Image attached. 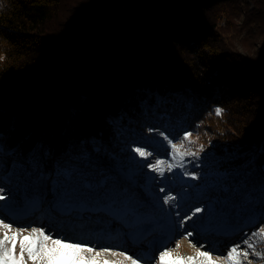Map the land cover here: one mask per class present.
<instances>
[{
    "label": "trees",
    "instance_id": "1",
    "mask_svg": "<svg viewBox=\"0 0 264 264\" xmlns=\"http://www.w3.org/2000/svg\"><path fill=\"white\" fill-rule=\"evenodd\" d=\"M237 1L246 3L0 0V189L72 217L84 209L82 223L110 221L104 207L120 209L127 197L135 216L149 183L139 190L121 175L141 166L132 149L167 159L164 136L190 132L196 146L217 141L231 152L190 160L195 199L214 202L241 240L264 226V56L250 40L264 26L253 35L254 10L239 24L229 7ZM229 29L250 37L246 52Z\"/></svg>",
    "mask_w": 264,
    "mask_h": 264
},
{
    "label": "rangeland",
    "instance_id": "2",
    "mask_svg": "<svg viewBox=\"0 0 264 264\" xmlns=\"http://www.w3.org/2000/svg\"><path fill=\"white\" fill-rule=\"evenodd\" d=\"M232 3L235 4H231L229 7L236 6V21L239 24L245 25L244 20L247 19V14L251 10L255 11L250 18V21L254 22L252 26H255V29H252L251 32L255 35L257 25L264 26V13L256 10V1L246 0L245 4L241 3V1ZM262 5L263 3L260 4V6ZM230 9H228L229 12ZM260 9L264 11V7H260ZM224 22L225 17L222 16L219 23L223 26ZM229 33L230 36L237 37L235 47L242 53L246 52L244 45L248 41H260L257 50H262L264 56V37L249 40L248 38L250 37L246 33H237L235 35V31L232 29H229ZM255 52L253 51L254 54ZM191 140L194 139L191 138ZM173 143L180 144L181 141L175 140ZM185 147L189 148L192 152H198V156H186L184 158L183 169L175 168L171 172L165 171L163 177L148 167L151 161H155V159H151L154 157L152 155L143 159L137 153H134L131 155V158L134 157V160L139 159L138 162L141 166L120 170L121 175L129 180L132 186H139V190L140 186H144L146 182L149 183L147 184L148 191H143L140 196V211L135 216L131 215L133 210L131 202L127 197L120 209L104 207L103 215L105 214V218L110 219V221L96 218L94 222L97 224H93L91 221L82 223L84 209L79 208V214L72 217V212L75 211L72 209L66 211L65 208L60 209L57 204L51 203L52 205L48 208L43 207L42 201L24 204L21 199L23 195L22 191L18 188H13L2 191V194L7 199L0 201V205H7V207L0 208V219H3L5 216L10 217L16 221L13 224L14 228H27V232H31L34 227H44L46 232L66 233L77 239L82 238L99 241L101 244L120 245V247L113 250H127V254L133 255L134 258H137L135 254H140L143 256L141 264H159L158 252L161 250L162 245H167L174 252H178L184 256L195 255L197 250L208 251L211 249L214 259L223 258V255L230 247L242 242L243 239L241 240V235L237 233V228L225 225V218L220 216L219 209H214L216 207L214 202L198 201L195 199L196 192L198 191H195L194 188L192 189L188 185L192 174L183 175V172H188L187 165L190 160L200 161V159L206 158L211 163L217 160H230V146L214 141L208 144L207 147L204 146L202 152L198 151L199 145L196 146L195 143L189 145L185 142ZM195 147L197 148L195 149ZM146 159L148 160L146 161ZM162 160L171 162V152L167 159ZM138 176L143 177L138 179ZM161 188H164L163 192L160 191ZM166 194L176 196V201L170 204H163L162 198ZM47 203L44 202V204ZM145 206L147 209H144ZM195 207H203L204 211L193 216L192 213L195 211L193 208ZM95 208L98 212L99 207L96 206ZM141 211H143L144 215H141ZM36 215H38L37 218H35ZM189 216H192V218L188 219ZM71 219H74L75 222ZM5 222H10V220L6 219ZM189 231L194 233V237L197 238L196 240L186 238ZM245 232L243 231L242 233ZM176 244H179L178 249L175 247ZM200 245L201 247L203 246L202 249H200ZM241 246L243 247V245ZM108 258L121 259V257ZM245 264L256 263L249 255Z\"/></svg>",
    "mask_w": 264,
    "mask_h": 264
},
{
    "label": "snow or ice",
    "instance_id": "3",
    "mask_svg": "<svg viewBox=\"0 0 264 264\" xmlns=\"http://www.w3.org/2000/svg\"><path fill=\"white\" fill-rule=\"evenodd\" d=\"M215 113L222 115L223 110L217 108ZM149 131L152 130L149 129ZM160 135L164 134L160 133ZM191 135L190 132L186 133L181 138L180 144L173 143L167 136H164L171 148V162L157 158L148 167L161 177L164 176L165 171L171 172L175 168L183 169L186 156H198V152H192L185 147V142L189 145L194 143L191 140ZM4 150V144L0 143V153ZM132 150L140 157L147 158L152 155L143 147H135ZM203 150L204 145H199L198 151L202 152ZM64 171L67 173L68 170L65 169ZM183 175H190V173L184 171ZM192 178L199 179L195 175H192ZM6 179L7 176L0 177V181ZM160 191L163 192L164 188H161ZM6 199L7 197L2 194V189H0V201ZM176 199V196L166 194L162 198V202L163 204H170ZM3 207H7V205H0V208ZM203 211V207H196L192 215ZM191 218L192 216L188 217V219ZM6 219L10 222L6 223ZM14 223L16 221L7 216L0 219V264H141L143 259L140 254H135L137 258L128 255L127 250H113L120 245L101 244L99 241L82 238L77 239L66 233L46 232L44 227H34L31 232H27V228H14ZM26 232L27 234H25ZM191 236L192 232H187V237ZM261 243H264V226H259L258 230L246 234V238L230 247L223 258L214 259L211 249L208 251L197 250L195 255L184 256L174 252L167 245H162L158 252V261L159 264H245L250 253L264 260V249L258 250V245ZM175 247L178 249L179 244H176ZM108 257H121V259H109Z\"/></svg>",
    "mask_w": 264,
    "mask_h": 264
},
{
    "label": "bare ground",
    "instance_id": "4",
    "mask_svg": "<svg viewBox=\"0 0 264 264\" xmlns=\"http://www.w3.org/2000/svg\"><path fill=\"white\" fill-rule=\"evenodd\" d=\"M191 232V231H190ZM187 238H189V239H191V240H196L197 238L196 237H194V233H192V236L191 237H187ZM203 247H201V245H200V249H202Z\"/></svg>",
    "mask_w": 264,
    "mask_h": 264
}]
</instances>
